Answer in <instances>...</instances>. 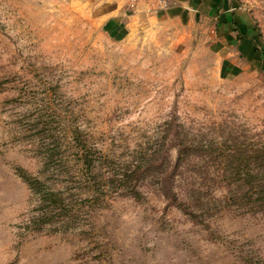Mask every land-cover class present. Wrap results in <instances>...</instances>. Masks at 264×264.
I'll list each match as a JSON object with an SVG mask.
<instances>
[{
	"label": "rangeland",
	"instance_id": "rangeland-1",
	"mask_svg": "<svg viewBox=\"0 0 264 264\" xmlns=\"http://www.w3.org/2000/svg\"><path fill=\"white\" fill-rule=\"evenodd\" d=\"M237 1L248 42L158 0H0V264H264V0Z\"/></svg>",
	"mask_w": 264,
	"mask_h": 264
},
{
	"label": "crops",
	"instance_id": "crops-1",
	"mask_svg": "<svg viewBox=\"0 0 264 264\" xmlns=\"http://www.w3.org/2000/svg\"><path fill=\"white\" fill-rule=\"evenodd\" d=\"M167 3L170 8L168 11L181 13L188 16H198L200 18L210 19L213 22L214 29L229 33L231 36L236 34V38L246 40L249 36H254L253 17L246 10V7L237 0H158ZM122 3L117 6L125 11L127 7L122 8ZM118 9L115 10L117 14ZM120 12V11H119ZM126 12V11H125ZM111 13V12H110ZM114 14L106 19V24L111 25L115 21Z\"/></svg>",
	"mask_w": 264,
	"mask_h": 264
},
{
	"label": "trees",
	"instance_id": "trees-1",
	"mask_svg": "<svg viewBox=\"0 0 264 264\" xmlns=\"http://www.w3.org/2000/svg\"><path fill=\"white\" fill-rule=\"evenodd\" d=\"M183 150H184V152H183ZM186 154H187V149L181 148L180 152L178 153V156H177V160H176V164H175L174 169H176L179 166L181 159H183V157H185ZM165 173L166 172L163 171V174L161 176V181H160L161 189H162V191L164 190V192H167V191L168 192H171V190H172V185H171L172 182H169V179H171L172 177L168 179V176L165 175ZM259 189H260V192L262 194V196H261L262 198L260 200V203L261 204H264V183L263 184H259ZM173 191H174V186H173L172 192ZM194 191L196 192L195 195L192 194V192H194ZM50 194H53V193L50 192ZM172 194L175 197V199L177 200L178 204H180L181 207L185 208V211L186 212H188V213H190L192 215L194 213H193L192 209H190V207H189L190 204H189V202L186 203L188 201V199L189 198H192L196 203H199L200 201L201 202L204 201L203 197L201 196L202 194L200 192V189L195 190V189H191V187H189L188 190H187V195L188 196L186 195V200L182 199L183 201H179L180 199L177 198V196L175 195V193L173 192Z\"/></svg>",
	"mask_w": 264,
	"mask_h": 264
},
{
	"label": "built area",
	"instance_id": "built-area-1",
	"mask_svg": "<svg viewBox=\"0 0 264 264\" xmlns=\"http://www.w3.org/2000/svg\"><path fill=\"white\" fill-rule=\"evenodd\" d=\"M254 1H256V2H260V1H262V0H254Z\"/></svg>",
	"mask_w": 264,
	"mask_h": 264
}]
</instances>
